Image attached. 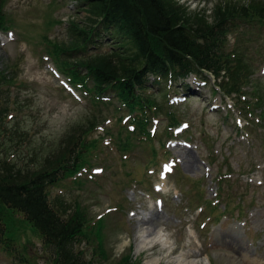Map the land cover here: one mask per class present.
I'll list each match as a JSON object with an SVG mask.
<instances>
[{
    "label": "rangeland",
    "instance_id": "rangeland-1",
    "mask_svg": "<svg viewBox=\"0 0 264 264\" xmlns=\"http://www.w3.org/2000/svg\"><path fill=\"white\" fill-rule=\"evenodd\" d=\"M168 1L184 4L190 15L204 10L212 22L215 6L252 0ZM0 5L9 29L0 30V139L8 151L2 159L41 167L71 146L90 159L51 186L55 199L79 203L85 220L103 218L102 237L80 242L86 258L94 264H264V20L242 21L245 27L227 42L249 69L262 68L242 93L224 95L211 74L205 84L187 79L197 92L183 90L182 82L150 89L158 108H147L146 132L119 96L97 94L95 81L76 67L77 50H64L70 26L87 18L82 2ZM173 113L187 124L179 131L170 124ZM6 217L14 242L4 250L0 239V264H51L42 235L24 216L8 210Z\"/></svg>",
    "mask_w": 264,
    "mask_h": 264
},
{
    "label": "trees",
    "instance_id": "trees-1",
    "mask_svg": "<svg viewBox=\"0 0 264 264\" xmlns=\"http://www.w3.org/2000/svg\"><path fill=\"white\" fill-rule=\"evenodd\" d=\"M79 1L88 15L84 23L76 21L74 28L70 26L69 48L64 50L76 49L79 53L76 67L85 69V75L95 81L97 94L103 96L105 91L119 96L122 104L137 111L133 122L146 132L149 131L146 109L155 112L158 108L147 92L155 83L163 88L167 78L177 80L192 73L201 77L213 74L216 78L222 76L220 84L231 95L233 92L239 94L244 84L252 82V68L249 69L243 56L228 51L226 46L228 33L245 27L242 21H251L256 16L255 19L264 20L262 1L252 0L241 6L231 1L226 6L217 5L211 14L212 22L204 10L190 15L188 7L176 1ZM5 18L0 5V28L7 27ZM150 73L156 76L153 80L148 77ZM257 83L255 85L260 86ZM185 88L190 87L185 85ZM175 117L173 113L170 124L179 122ZM2 143L0 139V239L3 249H9L14 242L6 235L5 220L7 211L14 210L42 235L44 246L51 254V264H94L93 258L85 257L80 242L83 236L91 241L102 237L103 218L99 222L85 220L79 203L73 205L60 195L56 199L51 195V186L64 183L83 166L90 165V159L80 156V149L71 146L52 163L20 167L7 158L2 159L1 152H8ZM117 264L136 262L123 259Z\"/></svg>",
    "mask_w": 264,
    "mask_h": 264
},
{
    "label": "snow or ice",
    "instance_id": "snow-or-ice-1",
    "mask_svg": "<svg viewBox=\"0 0 264 264\" xmlns=\"http://www.w3.org/2000/svg\"><path fill=\"white\" fill-rule=\"evenodd\" d=\"M166 170L171 172V170H172V164L171 163L166 165Z\"/></svg>",
    "mask_w": 264,
    "mask_h": 264
},
{
    "label": "bare ground",
    "instance_id": "bare-ground-1",
    "mask_svg": "<svg viewBox=\"0 0 264 264\" xmlns=\"http://www.w3.org/2000/svg\"><path fill=\"white\" fill-rule=\"evenodd\" d=\"M142 218H143V216H142ZM149 230V229H148ZM156 230V229H155ZM158 230V229H157ZM158 233V232H157ZM155 234H156V232H155ZM150 236V235H149ZM152 236V235H151ZM154 236V235H153ZM147 237V236H146ZM147 239V238H146ZM165 241V240H164ZM167 241V240H166ZM198 252V251H197ZM194 255V254H193ZM185 259V258H184ZM168 261H170V260H168ZM173 261V260H172ZM181 262V261H180ZM176 264H178V262H176Z\"/></svg>",
    "mask_w": 264,
    "mask_h": 264
}]
</instances>
